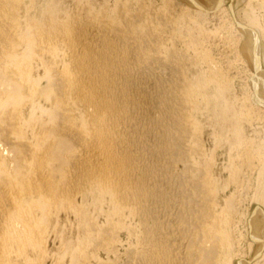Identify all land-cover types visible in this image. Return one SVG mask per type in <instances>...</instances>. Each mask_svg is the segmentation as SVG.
<instances>
[{"label":"bare ground","instance_id":"6f19581e","mask_svg":"<svg viewBox=\"0 0 264 264\" xmlns=\"http://www.w3.org/2000/svg\"><path fill=\"white\" fill-rule=\"evenodd\" d=\"M115 3L0 0V264H227L254 174L264 199V0ZM225 16L229 44L209 48ZM212 109L243 152L220 209L197 117ZM262 204L237 264H264ZM63 214L78 241L53 260Z\"/></svg>","mask_w":264,"mask_h":264},{"label":"rangeland","instance_id":"374dc122","mask_svg":"<svg viewBox=\"0 0 264 264\" xmlns=\"http://www.w3.org/2000/svg\"><path fill=\"white\" fill-rule=\"evenodd\" d=\"M41 1L43 2L44 0H41ZM53 1H56V3L61 4V6L64 9L67 8L69 10V8H70V11H71V9H73L72 11H74L77 8H79V7H77L78 3H80V4H88L89 3L90 5H93L96 8H100V7H102V5L105 6V3H106V6H108V7L109 6L113 7L114 4H116L115 3L116 0H78V1L77 0L76 1L75 0H53ZM59 1H61V2H59ZM130 1L133 4H136L138 0H130ZM150 1L154 2L153 5H155L157 7H162L169 0H150ZM229 1L230 0H226L227 3ZM242 7H243V5H240L238 7V9H240ZM221 18H223V17L215 18V20H212V22H209L211 20H208L206 22V24L204 22V24L208 28L207 30H209V32H210V30H212V35L210 33V35L212 36V41L210 39V42H209L210 44L209 43H208L209 45L207 44L209 48L211 47V43L213 41H216V40H217L216 41L217 44H220L221 48L225 44L226 45L229 44V41H227V40H229L228 37H230V35H229L230 33L229 32L227 33L228 30L224 29L222 26H220V25H223L222 23L225 24L224 21H225V19L226 20L228 19V16H225L223 19H221ZM218 27H220V28H218ZM214 31H215V33H214ZM224 31H226L225 33L228 36L224 33ZM216 33H217V37L215 38V40H213V36ZM222 34H223V36H222ZM224 34H225V36H224ZM218 52L219 51H215V54H217ZM234 55L235 54H232L231 57H230L232 60L234 59L233 61L230 59L231 62L232 63L235 62L236 66L239 64L238 65V70H240V72L242 74H244V72L246 73V71H248L249 68H247V70H246V66L241 65V63H240L241 61L239 60V57L237 56L238 54L236 53V55L235 56ZM224 64H225V66H224ZM226 64L227 63H223L224 68L227 67ZM225 70H229L231 72L230 74H232V75L235 74V69L234 68H232V69L230 68L229 69L227 67V69L225 68ZM247 93H248V91H247L246 82L239 78V79L236 80V82L233 85V87L227 93V97H228L229 100H231L232 103L235 102V104L237 106H239V105L242 104L243 99H245V96L247 95ZM212 111H213V109L211 111H205L203 113H200L197 117H198V120H199V122H200V124L202 126L203 131H204V133L201 132L202 133V135H201L202 139H201L200 143H201V145L202 144L206 145V146H204V145L201 146V148H204L203 150L205 151V153L203 152L204 156L202 157V159L203 160L204 159L205 160H207V159L213 160L214 159L213 162L211 161L212 168L214 167L212 169V174L218 180V181L217 180L215 181V182H217L216 186L218 185L216 188L219 187L218 188L219 191L216 192V197L219 196V200H218V198H216V202L218 203V205L220 204V206H219V209H220V208L225 206V201L228 199V197L230 195L232 196L233 191H235L234 188H236V186L233 183H230V180L232 178L231 176L233 174L234 169L241 168V163H242L241 161L242 160H241V157L239 156V154L240 153L242 154L243 152H242L241 148H237V146H236V148L234 147L235 146L234 143L236 141V136H235V134L233 132V128L231 126L225 128V129L221 128V126L217 123L218 122L217 116H212V118H211V113H213ZM203 114H204V116H203ZM245 129H246L245 131H246V133L248 135L249 134L250 135L253 134V133H251V129L247 125L245 126ZM214 133H217L219 135L216 136L217 134L214 135ZM203 134H204V136H203ZM202 140L204 141V143L202 142ZM206 152H208V154ZM210 153H211V155H210ZM256 178L257 177L254 174V177L251 179V181H249L250 183H247L246 187H248V189L247 188L245 189V191L243 192L242 197H240L241 199L239 198L240 195L238 196L239 192L235 193V195L237 194V196H238L237 198L242 200L241 201L242 206H241L240 212L241 213L243 212V213H242V216L240 218V222L237 223V226H238L237 232H236V234H234L235 235V240H236V242H235L236 246L234 245V247H236V248H234V250L235 249L236 250L235 251L233 250L234 252H231L230 254L228 253V255H227L228 257L225 255L224 259L222 258L223 259L222 261H226L227 264H237V259L239 257H245V258L248 257L251 254L252 246H256V242H254L252 240L251 236L249 235L250 234V232H249L250 230H249V227H248V225H249L248 222L250 221L252 216H254L253 213L255 212L256 208L258 206H260L259 203L260 204L263 203L261 206H262V208L264 207V202H262V201H264V199L258 198L259 197L258 196L259 193L257 192L258 191V187L260 188L262 182L257 181L259 179H256ZM262 186H263V184H262ZM224 188H225L226 192H225ZM224 198H226L225 201H224ZM91 202L92 201L87 203V204L90 203V205H88L90 213L93 214V217L95 216L94 218L98 219V221H100V223H102V222L104 223L105 216L103 214H100L98 210L95 212V210H94L95 206H94L93 202H92V204H91ZM106 205H105V208L108 209V206H106ZM94 213H95V215H94ZM74 219L75 218L72 216V220L71 221L69 220L70 221L69 222L68 218L66 217V215L63 214L61 216V218H60V224H59L60 226H58V231L60 230L59 232L61 233L60 236L58 237L59 232H58V234L56 232H55V234H54V232L51 233L52 237L50 238L48 247H49L50 252L54 253V255H55L54 259H53V257H51V261L55 260L56 257L63 255V253L67 250L68 246L74 245V244L77 243L78 240H76V239L79 236L78 235L79 231H77L78 228L76 227V222H75ZM65 223H66V225H65ZM71 223H73V224H71ZM258 223H259L258 227L259 228L262 227V230H263L264 229L263 222L262 221H258ZM57 237H58V239H57ZM61 237H63L64 241L62 240ZM122 237L124 239L126 238L125 232H123V236ZM59 239H61V240H59ZM68 241H69V245H68ZM63 242H65V243H63ZM63 244H65V245L63 246ZM51 255L53 256V254H51ZM103 256H106V255L103 254ZM227 259H228V261H227ZM222 263L223 262H221V264ZM224 264H225V262H224Z\"/></svg>","mask_w":264,"mask_h":264}]
</instances>
